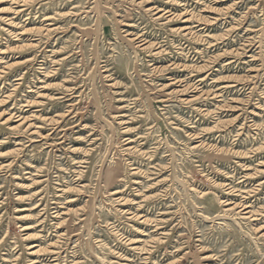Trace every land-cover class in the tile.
Returning a JSON list of instances; mask_svg holds the SVG:
<instances>
[{
    "label": "rangeland",
    "instance_id": "374dc122",
    "mask_svg": "<svg viewBox=\"0 0 264 264\" xmlns=\"http://www.w3.org/2000/svg\"><path fill=\"white\" fill-rule=\"evenodd\" d=\"M0 264H264V0H0Z\"/></svg>",
    "mask_w": 264,
    "mask_h": 264
},
{
    "label": "bare ground",
    "instance_id": "6f19581e",
    "mask_svg": "<svg viewBox=\"0 0 264 264\" xmlns=\"http://www.w3.org/2000/svg\"><path fill=\"white\" fill-rule=\"evenodd\" d=\"M22 5V4H21ZM7 120V119H6ZM21 123V122H20ZM245 213V212H244Z\"/></svg>",
    "mask_w": 264,
    "mask_h": 264
}]
</instances>
